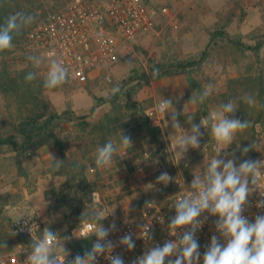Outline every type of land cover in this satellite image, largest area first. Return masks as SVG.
Listing matches in <instances>:
<instances>
[{"label": "rangeland", "instance_id": "1", "mask_svg": "<svg viewBox=\"0 0 264 264\" xmlns=\"http://www.w3.org/2000/svg\"><path fill=\"white\" fill-rule=\"evenodd\" d=\"M71 1L30 0L29 14L35 19L29 31ZM145 4L152 8L159 2L145 0ZM169 8L168 13L151 18L146 32L132 38L118 37L114 63L96 69L85 80L69 75L68 81L55 90L43 87L47 62L37 68L28 59L33 55L44 56L29 42V31L20 46H13L5 58L8 69L13 74L24 70L27 74L35 72L32 92L49 101L59 112L69 109L76 119L55 128L65 156L54 144L27 152H15L11 146L1 149L0 254L13 251L23 242L12 225L18 216L38 218L51 224L57 233L66 234L82 221V216L89 219L93 210L101 215L104 207L119 213L120 207L144 202L152 189L132 188V174L141 165L160 158L165 168L158 173H167L171 183L175 170L165 151L166 143L175 156L190 163L193 176L203 173L218 152L217 158L225 161L236 158L239 164L243 159L254 160L264 149V139L258 138L254 130V124L261 122L264 131V0H188L170 3ZM212 31H217L218 36L201 65L151 83L141 81L131 99L126 98V90L138 82L133 80L148 74L158 63L198 57L205 50ZM189 77L198 87L190 84ZM209 82L214 84L212 93L203 103H193L192 97L198 96ZM113 88L125 94L115 104L104 103L90 113L95 97H109L113 95ZM245 94L255 98L254 105L244 102ZM162 99L171 100L172 109L178 113L179 127L176 128L172 126L171 112L166 113V140L160 131L152 135L142 128L146 109ZM31 100L23 89L16 94L0 91V138L16 135V124L34 107ZM228 101L235 102L237 107L229 118L249 121L247 129L237 132L233 141L224 146L212 137L211 124L215 121H209L208 127L200 129L199 149L189 148L182 156L174 150L192 124H200ZM130 102L140 105L132 107ZM121 131L131 137L132 145L119 148L109 166L96 167L97 148L109 140L119 146ZM250 144L254 148L247 155L242 154L241 149ZM50 154L63 161L58 171L51 167L55 162ZM93 190L102 193L103 206L91 202Z\"/></svg>", "mask_w": 264, "mask_h": 264}, {"label": "clouds", "instance_id": "2", "mask_svg": "<svg viewBox=\"0 0 264 264\" xmlns=\"http://www.w3.org/2000/svg\"><path fill=\"white\" fill-rule=\"evenodd\" d=\"M34 19L32 15L19 12L7 17L5 23L0 26V52L10 49L13 35L19 34L21 29L30 25ZM28 59L37 68L47 62L48 70L43 79L44 89L55 90L68 81L69 69L55 58L54 53L50 52L46 56L33 55ZM151 75L152 77L158 76L159 70H153ZM35 78V72H29L25 76V80L29 82ZM213 89L214 84L209 82L198 96L192 97V102L203 103ZM118 91L119 88L112 89L113 94ZM243 99L249 105L255 104V98L249 94H245ZM236 109L233 101L222 104L211 116L202 119L200 124H192L191 130L182 134L174 150L182 156L189 148L199 149L202 135L200 129L208 127L209 121H215L211 124V134L214 140L218 144L229 145L237 132L250 126L249 121L229 118V114L234 113ZM156 112L162 113L163 116L171 112L172 126L179 127L178 113L172 109L171 100L162 99L153 113L148 115L154 117V123L158 124ZM131 145V137L124 135L121 131L119 146L109 140L97 148L96 167L109 166L119 148ZM253 148V144L243 147L242 154L247 155ZM218 154L206 164L203 173L194 175L191 183L184 187L183 195L173 205L175 215L168 223V230L169 235L176 239L166 240L162 246L157 244L151 247L143 255L134 258L130 264H166V261L167 264H200V244L196 233L208 219L207 216L200 219L205 212L210 216L218 217L215 221V233H219V236L215 233L212 235L203 253L202 264H264V214L257 215L254 222L243 214L249 203V195L259 188L260 178L264 175L262 171L264 160L243 159L237 164L236 158L225 161L217 158ZM50 156L55 162L51 167L54 171H58L63 161L55 159L51 154ZM157 179L167 184L172 178L167 173H162ZM256 206L264 208V200L259 201ZM104 217L94 210L89 213V219L95 221L93 232L89 235H95L96 241L84 256L77 254L73 260L66 261L70 250L65 247V242L71 237L65 236L61 241L56 233L45 229L42 239L33 240L23 264H95L97 258L105 253H109L107 259L110 264H125L121 255H110V253L117 244L123 245L127 251L134 250L136 242L133 239V233H125L118 242L106 240L110 233L118 229L115 221L108 227L99 224ZM84 219L82 216V220ZM19 220L20 218L15 222ZM24 230L25 227L19 229V231ZM141 230L147 238L150 232L148 225H142ZM75 235L77 233H73V236ZM221 237L224 243H221ZM4 246L7 247L6 243Z\"/></svg>", "mask_w": 264, "mask_h": 264}, {"label": "built area", "instance_id": "3", "mask_svg": "<svg viewBox=\"0 0 264 264\" xmlns=\"http://www.w3.org/2000/svg\"><path fill=\"white\" fill-rule=\"evenodd\" d=\"M183 1L188 0H158L159 5L147 8L145 0H73L63 9L47 15L38 22L29 31L28 40L34 47L41 50L44 56L50 52L54 53L55 58L68 67L69 75L85 80L96 69L115 62L118 37L132 38L146 32L152 17L159 13H168L170 3ZM158 104L147 108L145 113L150 126L158 129L166 140L164 131L166 114L163 116L162 113H155L158 124L154 123V117L148 116L153 113ZM254 130L256 136L263 140L264 131L261 122L254 124ZM165 151L177 171L171 183L159 182L157 179L159 176H157L146 184H135V187L140 189L148 187L152 189L149 190V194H146V199L141 204L132 208L120 207L119 213L107 211L103 207L101 216L105 217L99 221V224L108 227L115 221L118 229L110 233L106 240L118 242L125 233H133V239L136 242L134 250L127 251L123 245L117 244L110 253V255H121L125 264H130L134 258L143 255L157 244L162 246L166 240L176 239L169 235L168 230V223L175 215L173 205L183 195L184 187L191 183L194 176L190 172V163L175 156L167 143ZM145 155L148 156V152H145ZM254 160H264V149L258 152ZM259 188L249 195V203L243 213L252 222L257 215L264 214V208L256 206L259 201L264 200V175L260 178ZM91 202L95 205H104L103 195L99 190L91 192ZM205 216L208 217L207 221L196 233L200 244V264H202L206 246L215 233V221L218 219L207 212L202 214L200 219ZM19 218L20 220L15 222ZM12 225L14 233L21 237L23 242L19 243L13 251L0 254V264H23L33 240L42 239L45 229L56 233L61 241L65 236L71 237L65 242V247L70 250L66 261L73 260L77 254L84 256L96 241L95 235H89L95 226V221L91 219L82 220L66 234L57 233L51 224L32 216H18L13 220ZM142 225H148L150 228L147 238L142 234ZM21 227H25V230L19 231ZM73 233L77 235L73 236ZM215 234L219 236V233ZM85 241L88 242V246L84 251L79 252L74 248L75 244ZM221 243H224L222 237ZM108 255L109 253H105L99 256L95 264H110Z\"/></svg>", "mask_w": 264, "mask_h": 264}, {"label": "trees", "instance_id": "4", "mask_svg": "<svg viewBox=\"0 0 264 264\" xmlns=\"http://www.w3.org/2000/svg\"><path fill=\"white\" fill-rule=\"evenodd\" d=\"M30 0H0V26L5 23L7 17L17 12L30 15L28 8V3ZM30 25L25 26L21 29L19 34L13 35L12 47L8 50L0 52V62H2V69L0 70V91L4 94H16L19 89H23L32 99L33 108L29 111V114L23 115L21 119L15 126L16 135L1 137L0 138V153L4 146H11L15 152H27L32 149H38L45 144H54L63 153V144L58 138L55 128L60 123L72 121L76 119L75 114L69 109H65L62 112L57 111L52 104L46 99L34 94L31 90L32 82L26 81L25 76L27 75L26 70L17 72L13 74L11 70L8 69L6 65L5 58L11 53V49L14 45L20 46L22 40H24L29 31ZM218 36L217 31H212L210 33L209 42L203 50V52L194 58L187 60H175L167 64L158 63L156 66L150 68V72L144 73L141 77L133 80L138 81L136 85L132 88L126 90V98L131 99L134 92L137 91L139 84L142 82L151 83L157 81L164 76H172L176 74H181L190 70L193 67L201 65L208 57L209 47L211 46L213 40ZM260 45L257 46V49ZM158 69L159 75L152 77L153 70ZM142 81V82H141ZM190 84L197 86L198 84L189 77ZM125 94L121 89L115 94L106 98H96V103L92 106L90 113H94L96 108L104 103L115 104L116 101ZM132 107L140 105L138 102H130ZM142 128L148 134H157L158 129L152 128L148 122L147 116L142 124ZM88 242H79L74 245V248L82 252L87 248Z\"/></svg>", "mask_w": 264, "mask_h": 264}, {"label": "crops", "instance_id": "5", "mask_svg": "<svg viewBox=\"0 0 264 264\" xmlns=\"http://www.w3.org/2000/svg\"><path fill=\"white\" fill-rule=\"evenodd\" d=\"M97 134H99V133H97ZM155 150H156V148H154V151ZM164 168H165L164 163L162 162V159H160V158H156V159H154L151 162L149 161L146 164L141 165L139 167V169L132 174L133 175L132 178H134V180H132L133 183H134V186L132 188H135V184H139V183L146 184L147 181H149L148 180L149 177L150 178H153V177L155 178L157 176H160V172L158 173V171H160L162 169L164 170ZM173 170H175V168H173ZM176 172L177 171L175 170V173ZM146 189H145V191H146ZM141 190L144 191V189H141ZM135 206L136 205H133L130 208L135 207ZM126 208H128V207H126Z\"/></svg>", "mask_w": 264, "mask_h": 264}]
</instances>
